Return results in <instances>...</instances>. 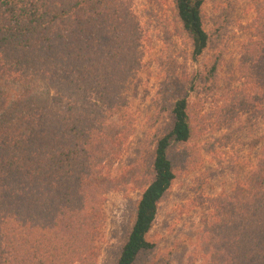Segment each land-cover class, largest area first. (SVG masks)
Returning <instances> with one entry per match:
<instances>
[{
  "label": "trees",
  "instance_id": "obj_1",
  "mask_svg": "<svg viewBox=\"0 0 264 264\" xmlns=\"http://www.w3.org/2000/svg\"><path fill=\"white\" fill-rule=\"evenodd\" d=\"M205 1L174 0L195 59L209 42ZM259 14L249 52L264 116V3ZM140 48L129 0H0V264H96L103 204L119 187L103 175L120 130L113 116L128 103ZM172 121L135 169L150 181L116 264L156 247L149 234L176 180L170 152L196 135L188 95ZM240 188L212 223L210 264H264V149Z\"/></svg>",
  "mask_w": 264,
  "mask_h": 264
},
{
  "label": "rangeland",
  "instance_id": "obj_2",
  "mask_svg": "<svg viewBox=\"0 0 264 264\" xmlns=\"http://www.w3.org/2000/svg\"><path fill=\"white\" fill-rule=\"evenodd\" d=\"M129 2L141 30V60L126 90L128 103L113 116L120 130L103 175L119 187L103 204L96 264H116L150 181L136 170L144 171L142 162L171 130L174 103L185 95L196 135L170 152L176 180L149 234L156 247L136 264H210L219 207L246 185L263 154L264 116L249 48L262 37L264 0H206L209 42L197 59L174 0Z\"/></svg>",
  "mask_w": 264,
  "mask_h": 264
}]
</instances>
